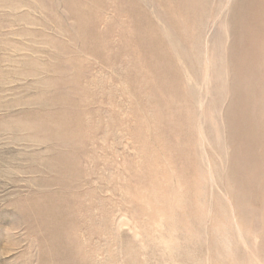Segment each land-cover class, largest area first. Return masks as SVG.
Here are the masks:
<instances>
[{
  "label": "rangeland",
  "instance_id": "1",
  "mask_svg": "<svg viewBox=\"0 0 264 264\" xmlns=\"http://www.w3.org/2000/svg\"><path fill=\"white\" fill-rule=\"evenodd\" d=\"M0 264H264V0H0Z\"/></svg>",
  "mask_w": 264,
  "mask_h": 264
}]
</instances>
